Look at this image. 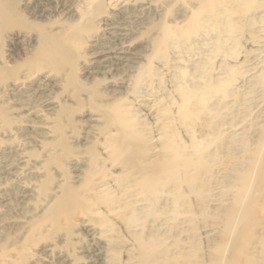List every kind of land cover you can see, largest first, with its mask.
<instances>
[{
	"label": "rangeland",
	"instance_id": "374dc122",
	"mask_svg": "<svg viewBox=\"0 0 264 264\" xmlns=\"http://www.w3.org/2000/svg\"><path fill=\"white\" fill-rule=\"evenodd\" d=\"M100 2L104 5L97 13L88 9L85 0H19V9L29 22L48 23L53 31L58 30L59 22L66 23L85 11L94 15L91 28L82 34L76 75L83 86H93L101 92V102L121 99L124 104H130L138 119L155 130L152 136L158 139L157 144L160 136L156 127L166 122L161 117L165 116L162 109L169 107L170 115L175 116L181 80L202 82L201 69L210 77L226 80V68L234 70L236 79L227 86V94L230 91L233 94H226L225 98L209 96L206 106L214 109L213 105L219 104L217 108L228 109L230 125L224 127V132H228L234 142L230 156L246 162L250 153L259 149V136L264 131L261 92L264 83L257 84L263 78L264 69V24L261 20L248 26L250 13L234 15L239 30L231 39L224 40L223 48L215 40L218 29L205 25L207 34L198 30L161 49L157 46L160 27L185 26L199 0ZM234 6L237 8V4ZM261 12L254 15L264 16ZM13 30L20 35V40L13 42L1 37L0 60L11 53L30 56L36 47L32 32L22 28ZM235 41L236 53L225 55L223 52ZM12 43L18 44V49L12 51L13 46L17 47ZM11 82L14 88L0 87V107L8 120L6 123L0 117V264H112L114 258L117 264H136L140 238L164 239L170 232L173 233L167 244L179 241L198 264L210 263L211 248L226 233L220 225L223 216L219 211L232 204L235 190H231L234 180L227 182L229 192L225 185H215L223 183V165L213 166L215 186L209 190L205 205L191 197L198 224L195 231L184 211L175 218L170 213L167 206L171 204V193H161L158 202L147 207L148 203L137 193L126 192L125 186L132 184L122 182L124 176L119 167L106 163L99 173H91L88 151L102 139V119L96 109L101 102L91 100L84 91L76 99L73 90L66 86L63 74L47 69L21 72L18 81ZM238 95L246 102L236 101ZM60 106L68 109V115L58 121L56 114ZM57 122L64 125V137L71 150L61 166L49 165L52 152L59 153L54 146ZM176 127L186 145L192 134L199 136L197 126L178 124ZM242 142L245 146H241ZM96 146L100 151L101 147ZM88 181L90 187L113 194L111 197L116 202L112 208L98 201L96 211L78 209L69 217L62 215L55 225L47 210L61 196L64 185L71 183L80 190ZM98 190L89 194L102 195ZM221 195L227 196L221 198ZM82 202L90 207L94 203ZM258 216L263 217L264 213L259 211ZM258 227L251 230L258 239L251 250L256 263L264 264L260 243L264 229ZM194 241L199 246L192 254L191 242ZM164 246L167 245L160 248Z\"/></svg>",
	"mask_w": 264,
	"mask_h": 264
},
{
	"label": "bare ground",
	"instance_id": "6f19581e",
	"mask_svg": "<svg viewBox=\"0 0 264 264\" xmlns=\"http://www.w3.org/2000/svg\"><path fill=\"white\" fill-rule=\"evenodd\" d=\"M85 2L88 9L92 8L96 13L104 5L100 0H85ZM95 2L97 3L93 4ZM233 4H237V8L233 7ZM258 11L264 13V0H199L185 26L176 28L162 25L160 27L157 46L165 49L169 44H174L198 30L205 35L208 33L205 31V25H208L218 29L215 40L219 47L223 48L224 40L231 39L230 37L239 30L233 16L240 12L250 13V17L247 18L248 26H253L258 20L264 24V16L254 15ZM94 20V15L85 11L77 17L73 16L68 21L65 20L66 23L59 22L60 27L57 31H53L48 23L29 22L19 9V0H0V38L5 36L9 41L18 42L20 35L13 29L22 28L32 32L36 39V47L29 54L30 56L21 57V55L11 53L8 58H1L0 87L14 88L15 84L9 81H18V74L21 72L47 69L63 74L66 86L73 90L75 94L73 96L76 99L84 91L88 93L91 100L101 102L103 100L101 92L93 86H83L76 75L82 34L91 28ZM13 45L17 47L13 46L12 51L18 49V44ZM237 49L235 41L232 42L228 51L223 53L231 56L236 53ZM233 71L226 68V80L210 77L207 71L202 69L200 75L202 82L181 80L178 85L179 96L175 116L170 115L169 107L161 108L165 115L161 117L166 122L156 127L160 136L159 144H157L158 139L152 136L155 130L150 128L148 123L145 124L138 119L137 112L131 111L130 104H124L121 99L97 104L96 109L102 119L100 127L102 139L96 144L101 147L102 153L96 149V144L88 151L91 173H99V169L106 163L110 167H119L124 176L122 182L132 184L125 186L126 192L137 193L144 203H148L147 207L156 204L161 193H171V204L167 206L170 213L175 218L184 211L183 213L189 215V224L193 226L192 229L198 224L194 219L191 197L198 198L205 205L204 202L206 203V199H209L210 193L208 192L212 186L224 187L225 185L226 191L229 192L230 187L227 182L234 180L231 188V190L235 189L232 190L234 193L232 204L223 206L219 211L223 216H221L220 225L226 231L225 237L213 249L211 248L209 264H257L251 245L258 239L254 238L251 230L258 226L264 229V216H258L259 211L264 213V131L261 135L259 134V149L253 150L246 162L233 160L230 155L231 150L234 149V142H231V135L224 132V127L230 125L228 109L226 111L223 110L224 107L217 108L219 104H214V109H208L206 106L209 96L220 95L221 98H225L233 94L231 91L227 94L228 84L236 79ZM262 72L263 78L258 81V85L264 83V69ZM261 92L264 96V88H261ZM236 101L242 104L246 102V99L238 95ZM64 115H68V109L60 106L56 114L58 121ZM6 116V112L0 107V117L8 123ZM157 119H159L158 115ZM178 124L193 128L197 126L196 131L199 136L192 134L188 141L189 145H186L177 132ZM153 125H156V122ZM63 128L64 125L60 122L55 124L54 131L57 140L54 146L59 153L52 152L49 165H63V158L71 153ZM242 145L245 146L243 142ZM215 164L223 165L225 177L223 183L214 185L212 177ZM90 185L88 181L80 190V187L71 183L64 185L61 196L47 210L55 225L58 224L62 215L69 217L78 209L96 211L98 201H103L108 208H112L111 206L116 202L111 197L113 194L110 195L109 190L101 192L99 188L90 187ZM97 190V193L100 191L103 194L99 196L89 194ZM221 196L225 198L227 195ZM82 201L94 203L90 207ZM102 222L103 220L100 224ZM171 234L168 236L165 234L164 239L154 238L155 236H153L154 239L140 238L136 264H198L179 241H174L172 245L167 244ZM194 239L196 240V236ZM260 243L264 252V238ZM164 244L167 246L160 248ZM198 246L197 241L191 242L192 254L198 251ZM112 262V264H117L115 258Z\"/></svg>",
	"mask_w": 264,
	"mask_h": 264
}]
</instances>
